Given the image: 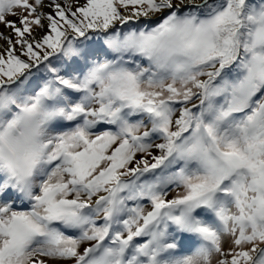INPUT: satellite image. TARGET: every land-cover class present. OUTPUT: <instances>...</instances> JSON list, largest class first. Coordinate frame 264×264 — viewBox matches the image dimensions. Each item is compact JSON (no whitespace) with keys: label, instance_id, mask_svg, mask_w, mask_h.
I'll return each mask as SVG.
<instances>
[{"label":"snow or ice","instance_id":"1","mask_svg":"<svg viewBox=\"0 0 264 264\" xmlns=\"http://www.w3.org/2000/svg\"><path fill=\"white\" fill-rule=\"evenodd\" d=\"M0 264H264V0H0Z\"/></svg>","mask_w":264,"mask_h":264},{"label":"bare ground","instance_id":"2","mask_svg":"<svg viewBox=\"0 0 264 264\" xmlns=\"http://www.w3.org/2000/svg\"><path fill=\"white\" fill-rule=\"evenodd\" d=\"M0 30H3V29H0Z\"/></svg>","mask_w":264,"mask_h":264}]
</instances>
